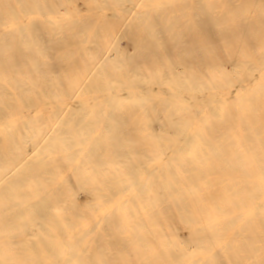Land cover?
Wrapping results in <instances>:
<instances>
[{
  "label": "bare ground",
  "instance_id": "bare-ground-1",
  "mask_svg": "<svg viewBox=\"0 0 264 264\" xmlns=\"http://www.w3.org/2000/svg\"><path fill=\"white\" fill-rule=\"evenodd\" d=\"M0 264H264V0H0Z\"/></svg>",
  "mask_w": 264,
  "mask_h": 264
}]
</instances>
